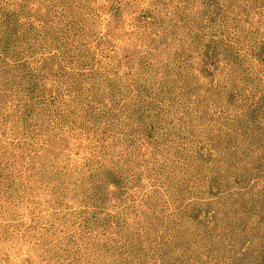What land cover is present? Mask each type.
Wrapping results in <instances>:
<instances>
[{
	"label": "rangeland",
	"instance_id": "rangeland-1",
	"mask_svg": "<svg viewBox=\"0 0 264 264\" xmlns=\"http://www.w3.org/2000/svg\"><path fill=\"white\" fill-rule=\"evenodd\" d=\"M0 264H264V0H0Z\"/></svg>",
	"mask_w": 264,
	"mask_h": 264
}]
</instances>
